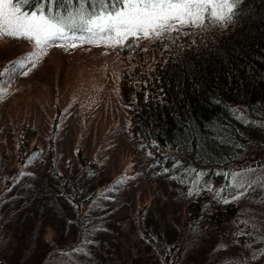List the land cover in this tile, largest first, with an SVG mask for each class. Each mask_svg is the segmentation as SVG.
<instances>
[{
	"label": "trees",
	"instance_id": "obj_1",
	"mask_svg": "<svg viewBox=\"0 0 264 264\" xmlns=\"http://www.w3.org/2000/svg\"><path fill=\"white\" fill-rule=\"evenodd\" d=\"M38 4L39 0H28L22 7L30 12ZM196 31L188 42L178 37L154 42V63L123 97L131 111L132 138L146 147L157 171L190 195L176 206L166 201L164 211L157 201L149 209L139 206L134 222L127 221V233H137L155 250L159 264H175L186 237L187 264H264V233L257 234L255 222L253 228L247 217L237 216L251 199L264 213V0H240L231 21L208 23ZM21 140L22 136L14 163L0 170V242L7 245L6 260L0 258V264H46L45 253L48 257L54 249L51 257L60 258L57 264H73V259L88 264L96 250L104 255L106 239L96 231L106 213L100 210L103 193L92 205L91 193L79 188L77 173L59 171L51 158L48 168L38 172V164L42 167L45 162L32 149L24 151ZM95 181L94 177L93 187L108 188ZM55 192L66 206L56 202ZM48 193L54 205L48 202ZM47 207L61 221L66 210L74 218L76 235L60 234L53 249L41 237ZM142 208L161 214L164 226L153 215H144ZM179 220L182 225L175 238L181 233L186 237L165 244L160 235L173 232ZM227 224L231 242L242 246L237 251L221 247L224 233L219 229ZM155 225L159 228L153 232Z\"/></svg>",
	"mask_w": 264,
	"mask_h": 264
},
{
	"label": "rangeland",
	"instance_id": "obj_2",
	"mask_svg": "<svg viewBox=\"0 0 264 264\" xmlns=\"http://www.w3.org/2000/svg\"><path fill=\"white\" fill-rule=\"evenodd\" d=\"M197 28L186 26L161 39L130 38L124 46L117 47L76 41L79 46L66 50L60 46L63 42L57 41L46 50V54L34 61L36 66L30 71V65H26L15 72L12 71L14 62L26 61L35 46L24 39L0 38V73H3L0 75V88L6 90L0 99V170L14 163L22 148H19L22 136L23 150L32 149L45 162L42 167L38 164V172H44L48 168V161L53 160L58 164L59 171L65 170L69 175L77 173L79 188L88 195L91 193L88 201L92 205H96L98 195L103 193L100 210H106V213L96 231L100 237L105 236L107 254L99 255L97 250L93 251L89 263L85 258L88 264H159L155 250L137 233H127V221L134 222L137 216L134 210L143 204L149 209L153 201H157L164 211L167 202H173L171 206H176L190 195H186L182 185L157 171L146 147L138 139L132 138L129 131L131 111L123 97L130 95L126 90L135 87L141 74L144 77V72L154 63V42H166L173 37L188 42L190 37L197 36ZM261 137L264 141V136ZM34 158L36 161L37 158ZM94 177L96 184L103 183L108 188L102 186L103 191L97 186L93 187ZM37 181L33 179L34 184L38 185ZM87 183L89 187L86 190ZM56 193V202L66 206L58 192L54 193V199ZM48 194V202L54 205L55 201ZM47 197L45 192L44 198ZM79 208H83L81 212L85 209L83 204ZM144 209L141 210L144 215H153L164 226L161 214ZM46 213L42 219L41 237L44 242L47 241L46 246L49 245L50 249L56 246L60 234H64L65 238L76 235L70 211L64 213V221L49 207ZM237 216L243 220L247 217L252 226L255 222L257 234L264 233V213L257 200L247 201L244 207L239 208ZM181 225L179 220L177 228L169 234H161L160 239L165 244L173 243L175 239V243H178L186 237L181 233V238H175ZM227 226L219 229L224 233L221 247L223 250L233 251L235 248L237 251L242 246L231 242ZM158 228L155 225L153 232ZM217 234L212 235L213 242L218 239ZM44 242L42 250L46 247ZM188 246L186 237L175 264L190 262L186 253ZM0 250L4 253H0V258L6 260V241L0 242ZM51 254L47 257L45 253L44 262L57 264L60 258L54 259ZM72 262L77 264L76 259Z\"/></svg>",
	"mask_w": 264,
	"mask_h": 264
},
{
	"label": "snow or ice",
	"instance_id": "obj_3",
	"mask_svg": "<svg viewBox=\"0 0 264 264\" xmlns=\"http://www.w3.org/2000/svg\"><path fill=\"white\" fill-rule=\"evenodd\" d=\"M26 3L0 0V38L24 39L35 46L26 61L14 62L13 72L26 65L30 71L57 41L66 50L79 46L76 41L117 47L130 38L161 39L186 26L221 25L232 20L240 0H39L30 12L22 7ZM4 94L0 88V99Z\"/></svg>",
	"mask_w": 264,
	"mask_h": 264
}]
</instances>
